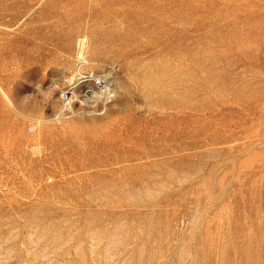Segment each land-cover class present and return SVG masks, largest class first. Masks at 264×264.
Instances as JSON below:
<instances>
[{
    "label": "rangeland",
    "instance_id": "obj_1",
    "mask_svg": "<svg viewBox=\"0 0 264 264\" xmlns=\"http://www.w3.org/2000/svg\"><path fill=\"white\" fill-rule=\"evenodd\" d=\"M0 264H264V0H0Z\"/></svg>",
    "mask_w": 264,
    "mask_h": 264
},
{
    "label": "bare ground",
    "instance_id": "obj_2",
    "mask_svg": "<svg viewBox=\"0 0 264 264\" xmlns=\"http://www.w3.org/2000/svg\"><path fill=\"white\" fill-rule=\"evenodd\" d=\"M88 76H90V75H88ZM82 77H84V76H82ZM94 80H95L96 85L93 84V83H90L89 85H87L89 83L88 79L81 82L82 85H80V87H79L80 88L81 97H83L84 101L85 100L86 101L87 100H91V99L93 101V98H97V97L101 98L102 96H105L107 98V100H108V98L110 97L109 94H110V91H111V87H110V85L108 83L109 82L108 79L107 78H97V79H94ZM85 83H87V84H85ZM73 93L75 95V93H77V91L74 90ZM63 96H65V95H63ZM70 97H69V99H71ZM94 101H95V99H94ZM104 101H105V99H104ZM84 103H86V102H84Z\"/></svg>",
    "mask_w": 264,
    "mask_h": 264
}]
</instances>
